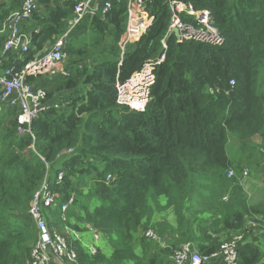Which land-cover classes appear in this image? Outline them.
Instances as JSON below:
<instances>
[{
  "label": "trees",
  "instance_id": "16d2710c",
  "mask_svg": "<svg viewBox=\"0 0 264 264\" xmlns=\"http://www.w3.org/2000/svg\"><path fill=\"white\" fill-rule=\"evenodd\" d=\"M0 1L1 29L23 0ZM80 1L38 0L40 10L23 27L30 36L28 51L8 54L2 70H20L44 55L69 29ZM95 2L99 11L84 14L68 33L63 49L68 76L40 77L49 78L42 85L33 84L40 78H27L45 90L48 103L29 132L17 131L15 109L0 112V264L28 263L36 234L27 213L45 176L55 195L54 205L42 211L49 228H91L107 241L109 252L98 248L94 256L76 244L78 264H174L183 244L209 257L232 233L244 234L238 264H260L264 249L248 238L258 231L264 239V196L254 203L246 194L228 203L221 199L250 171L232 166L226 145L228 135L243 146L252 134L247 121L255 112L257 80L264 77V0H150L142 15L151 24L125 47L122 59L127 0H91L90 8ZM106 2L110 8L102 13ZM170 2L207 12L223 43L178 44L170 36L143 110L120 105L117 85L162 53ZM179 16L195 25L185 13ZM3 40L0 36V52ZM70 198L73 204L61 212ZM164 199L175 223L152 227L150 204ZM200 212L203 219L196 217ZM143 224L165 245L134 236ZM212 262L222 264L220 257L206 264Z\"/></svg>",
  "mask_w": 264,
  "mask_h": 264
},
{
  "label": "built area",
  "instance_id": "2783aa9c",
  "mask_svg": "<svg viewBox=\"0 0 264 264\" xmlns=\"http://www.w3.org/2000/svg\"><path fill=\"white\" fill-rule=\"evenodd\" d=\"M90 1H80L75 6L76 17L69 23V29L60 36L55 43L39 58L26 62L22 69H3V61L8 54L26 53L30 46V36L24 32L23 27L31 20L34 13L40 10L38 0H23L18 11L12 13L6 22L2 24L0 36L4 37L0 52V112L2 107L16 110L17 131L19 133L29 132L28 126L31 121L41 113L48 103H45L46 92L41 87H36L27 82V78L37 79L46 75H60L67 77L68 72L64 69L65 61L64 45L67 41L68 33L80 21L86 13L95 14L99 11V5L95 2L90 8ZM150 0H127L126 27L121 37L119 48L120 57L124 55L125 47L133 44L145 33L150 26L151 20L142 15V10L146 2ZM110 4L104 3L102 13H108ZM171 17L167 32L161 40L162 53L155 62L145 63L142 68L123 84L117 85V103L129 107L130 109L141 111L148 101L149 90L155 81L154 69L160 65L167 51V39L172 36L176 43L196 42L218 46L223 43V38L218 30L210 23L207 12H197L190 6L180 2H170ZM185 13L194 19L195 25L185 23L180 19V14ZM172 29H177L179 37L175 38ZM36 31V30H35ZM230 85H234L230 81ZM33 148V147H32ZM34 149V148H33ZM234 175L233 170L227 172V177ZM247 170L242 172V178L247 177ZM62 172L57 174V181H61ZM111 177L106 178L109 182ZM55 195L50 192L46 184V176L37 192L34 193L28 208L36 238L30 247L27 264H78L77 252L71 242H77L78 233L76 231L68 235L57 229H50L46 219L42 215L44 208L54 205ZM73 199L70 198L61 205V212H65L71 205ZM252 227L258 225L248 223ZM245 231L248 230L245 228ZM93 239L99 241L100 235L94 231ZM143 236L155 243H160L158 234L151 228L143 232ZM244 234L239 233L223 242L216 253L209 257L200 256L193 251L190 244L182 245L175 251L173 256L174 264H206L211 259L221 258L222 264H238L237 250L239 244L243 243ZM88 253L94 256L97 247H88ZM260 264H264V260Z\"/></svg>",
  "mask_w": 264,
  "mask_h": 264
},
{
  "label": "crops",
  "instance_id": "0c3cea01",
  "mask_svg": "<svg viewBox=\"0 0 264 264\" xmlns=\"http://www.w3.org/2000/svg\"><path fill=\"white\" fill-rule=\"evenodd\" d=\"M47 79L45 78H40L34 81V85L35 84H44L45 81ZM7 111V109L2 107V113L4 111ZM1 113V114H2ZM0 114V115H1ZM247 125H251V136L248 138V141L241 146V144L238 142V148L242 150V154L241 156H239V160L244 163L245 167L244 168H254L257 169L258 172L261 171L260 174H262V171L264 169V156L262 157V154H264V77H261V81L260 83H257V97H256V103H255V112H252V114H250L248 121H247ZM228 142L226 145V152L228 153V151L230 150H234L233 146L230 144V136L228 135ZM231 139L233 140V137H231ZM230 146L232 147V149L230 148ZM228 157V156H227ZM259 174V173H258ZM247 184V190L249 193V197L252 199L253 202L258 201L259 199H261L264 196V179L262 178L259 179L258 177L256 178H252L250 181H246ZM251 190V192H250ZM163 211V210H162ZM62 230V227L58 228ZM65 231V230H64ZM63 231V232H64ZM72 231V230H71ZM91 228H86L85 232H77L78 233V240L77 242H71L72 246L74 247L77 244V247L80 245L83 248H85L88 251V247L91 245H95L99 249H104L106 253H108V249L105 247V243L104 240H99V241H95L93 239V233H92ZM96 232V231H94ZM97 233V232H96ZM64 234V233H63ZM67 235V234H65ZM231 234L226 236V239H228L230 237ZM90 238L92 239V244L90 243V241H88L85 244L83 243V238H85L86 240ZM248 240L252 243H255V245L260 246L261 248L264 249V239L261 238V233L258 231H255L254 233H252V235H250V237L248 238ZM160 245L163 246L165 245V242L162 241L160 239ZM264 260V259H263ZM58 264V263H55ZM210 264H217V262L215 263H210Z\"/></svg>",
  "mask_w": 264,
  "mask_h": 264
},
{
  "label": "rangeland",
  "instance_id": "374dc122",
  "mask_svg": "<svg viewBox=\"0 0 264 264\" xmlns=\"http://www.w3.org/2000/svg\"><path fill=\"white\" fill-rule=\"evenodd\" d=\"M30 23V22H29ZM28 23V25H29ZM74 60H76L75 58H73ZM119 59H121L120 57V50H119ZM73 60V61H74ZM86 60V59H85ZM83 61V60H82ZM79 62V60H78ZM72 65V64H71ZM84 66V64H82ZM47 80H49V78H47ZM261 81V77L257 80V83H260ZM230 144L233 146L234 150L232 151H228L227 153V156L229 158V160L231 161V164L234 168H236L237 170L240 168H244L245 165L244 163H242L240 160H239V156H241V154L243 153L241 149L238 148V142H237V139L236 138H233V140L231 139L230 137ZM230 148L232 149V147L230 146ZM248 169V168H247ZM259 173V174H258ZM260 172H258L257 169H254V168H250V171H249V175L245 178H241L240 176V179H239V184H240V187L243 189L241 190L240 187L236 186V185H233L231 187H228V189L225 191L226 193L223 195L222 199H221V202L222 203H228L229 202V199L232 197V198H235V197H242L244 198L245 194L248 196L249 200L251 203H254L252 201V199L249 197V193L247 190V184H246V181H250L252 178H256L258 177L259 179L262 180V178L264 179V173L262 171V174H260ZM251 192V190H250ZM252 193V192H251ZM168 202V201H167ZM165 202V199L160 201V203L158 202L157 204H155L154 202H152L150 204V209H151V215H152V227H156L158 225L159 222H162V223H165L166 225L167 224H174L175 223V217L174 215L172 214V211H173V207H170V208H167V205ZM73 204V202H72ZM204 209V208H203ZM163 210V211H162ZM200 210V209H199ZM198 219H203L204 218V215H202V212L199 213V215L196 216ZM198 221V220H196ZM194 221V222H196ZM156 225V226H155ZM194 226L198 229V232L200 233L201 232V227L199 226L198 223H194ZM146 229H149L150 227L147 225V224H143L142 228L139 229L138 233H134V236H136L137 238L141 237L143 235V231ZM157 228V227H156ZM65 230V231H64ZM60 232L64 233V234H67L69 236V238L73 240V237L72 235L70 234L71 232H74V230H70L69 228H62V230H59ZM64 231V232H63ZM237 234V233H236ZM236 234H231L230 237L228 239H230L232 236H235ZM36 238V237H35ZM226 239V238H225ZM228 239H226L225 241H227ZM224 240V239H223ZM35 239L33 241H30L29 242V246L31 247L34 243ZM88 241H90V243L92 244V239L90 238L89 240V237L88 239L86 240L85 238H83V243L82 244H85L87 243ZM107 242L106 240H104V243ZM184 245V244H183ZM137 252L139 253V249L137 248Z\"/></svg>",
  "mask_w": 264,
  "mask_h": 264
},
{
  "label": "water",
  "instance_id": "95a60500",
  "mask_svg": "<svg viewBox=\"0 0 264 264\" xmlns=\"http://www.w3.org/2000/svg\"><path fill=\"white\" fill-rule=\"evenodd\" d=\"M2 1H0V4H1ZM171 32L173 33L174 37L175 38H178L179 37V34H178V30L177 29H172Z\"/></svg>",
  "mask_w": 264,
  "mask_h": 264
}]
</instances>
